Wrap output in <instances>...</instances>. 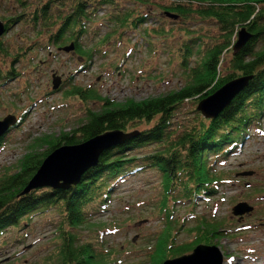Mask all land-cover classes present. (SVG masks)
Here are the masks:
<instances>
[{
	"label": "trees",
	"instance_id": "1",
	"mask_svg": "<svg viewBox=\"0 0 264 264\" xmlns=\"http://www.w3.org/2000/svg\"><path fill=\"white\" fill-rule=\"evenodd\" d=\"M150 1L132 0L138 6H143L124 10L121 0H0L1 4L4 2L11 10L14 9L13 17L2 18L6 30L17 22V25L31 29L36 40H45V45L58 48L66 46L67 42L73 43L74 53L82 59L78 70L89 66L95 53L105 55L109 44H119L122 38L129 37L131 32L152 19L154 13L148 8ZM155 1L164 13L174 12L177 15L176 19L171 20L186 22V25L193 22H207L209 25L208 29H198L200 32L193 30L191 33H197L184 38L181 45L175 48L178 65L185 75L181 87L145 97L141 101L132 99L118 102L105 98L91 86L72 83L64 95L73 96L84 104L85 113L80 124L70 131H61L59 135L32 139L27 152L18 161L19 169L0 170V234L3 230L18 227L34 211L55 205L63 218L57 228L60 243L55 255L59 258L56 256L54 261L59 260L58 264L115 263L111 257L114 252L105 250L101 239L96 242L91 238L83 241L77 230L85 226L90 220L88 216L94 214L96 209H104L111 190L121 177L147 166L157 167L162 172L165 194L160 209L168 213L166 225L145 248L149 264H161L172 255L179 257L187 254L201 243L214 245L217 241L215 236L229 233L226 228L221 230L219 221L197 217L198 220L194 221L196 224L188 229V232L195 233L193 239L176 243L178 230L171 220L173 213L170 204H177L181 197L184 201L197 203L203 195H216L227 179L215 169V165L227 159L233 149L241 148L247 128L251 123L257 125L259 121L264 109V0ZM109 5L111 8L105 18L110 26L109 31L104 37H99V42L93 47L86 49L81 40L89 33L96 34L100 23H93L98 17L97 9ZM186 25L183 27L187 28ZM241 28L248 30L251 38L241 49L234 51V39ZM214 30L216 32H212ZM143 31L144 35L154 34L157 37L159 34L167 36L169 29L162 24L159 28L143 27ZM89 36L92 37L91 34ZM3 44L0 39V81L12 70L6 58L9 52L7 48H2ZM19 51L20 54L17 53L15 57L25 53L21 48ZM127 56L128 53L124 52L121 61ZM224 62L228 64L223 66ZM249 74H252L250 84L231 99L217 118L204 119L197 115L192 124L183 130L172 127V120L187 100L207 97L228 80ZM93 103L99 106L95 105L98 106L96 108ZM27 110H20L15 127L23 121ZM114 129L133 136L104 149L97 165L86 170L80 182L72 188L57 190L42 187L21 193L40 168L43 158L54 148L81 143ZM2 141L0 139V148ZM147 146L152 149L148 148L139 158L125 152ZM137 159L144 162L143 165L138 164ZM104 231L107 230H100L101 234Z\"/></svg>",
	"mask_w": 264,
	"mask_h": 264
},
{
	"label": "rangeland",
	"instance_id": "2",
	"mask_svg": "<svg viewBox=\"0 0 264 264\" xmlns=\"http://www.w3.org/2000/svg\"><path fill=\"white\" fill-rule=\"evenodd\" d=\"M121 1L124 10L143 6H138L132 0ZM149 3L148 8L154 13L152 19L131 32L129 37L122 38L119 44H109L105 55L95 53L93 62L85 69L78 70L82 59L74 51L65 52L45 45V40H36L33 37L35 34L27 26H19L15 22L3 32L0 36L4 42L2 48H7L9 52L6 58L12 70L11 74L6 72L8 75L0 81V120L8 114L18 116L23 108L28 110L18 127L3 138L0 170L19 169L18 161L27 152L32 139L59 135L61 131H70L80 124L85 113L84 104L73 96L64 95L72 83L91 86L105 98L118 102L132 99L141 101L145 97L181 87L185 75L178 65L175 48L181 45L184 38L197 33H191L193 30L208 29L209 25L207 22L187 25L186 22H176L165 16L166 13L157 7L155 0ZM110 8L111 5L97 9L98 17L93 23H100L96 34L89 33L81 40L86 49L93 47L109 31L110 26L105 18ZM13 11L0 2V20L13 17ZM161 23L169 29L167 36L144 35L143 27L159 28ZM236 38L237 34L234 41ZM20 48L25 53L15 57L17 53L20 54ZM124 52L128 56L121 61ZM119 64L121 66L117 69ZM227 64L224 62L223 66ZM222 73L225 74L224 71ZM54 77H60L62 81L55 90L52 89ZM199 100L197 97L185 102L172 120L173 128L183 130L192 124L197 115L207 119L197 109ZM148 148L152 149L147 146L125 152L139 158ZM137 162L140 165L144 163L139 159ZM215 167L227 179L216 195H203L197 203L184 201L181 197L177 204H170L173 213L171 220L178 230L176 243L191 241L195 233L188 232V229L196 224L194 221L204 217L208 221H219L221 230L226 228L229 232L215 236L217 241L214 244L222 253L223 264H264V109L257 125L251 123L247 128L241 148L233 149L227 159L218 162ZM161 173L157 167L147 166L121 177L111 190L104 209H96L94 214L88 216V224L77 230L81 240L91 238L96 242L101 239L103 248L114 252L111 257L115 263L110 264H149L145 248L166 225L165 217L168 215L160 209L165 194ZM244 201L254 211L245 212L242 216L233 215V206ZM62 220L54 205L34 211L18 227L3 230L0 234V264H58L60 261H54V258L60 243L57 228ZM99 229L107 231L101 234Z\"/></svg>",
	"mask_w": 264,
	"mask_h": 264
},
{
	"label": "water",
	"instance_id": "3",
	"mask_svg": "<svg viewBox=\"0 0 264 264\" xmlns=\"http://www.w3.org/2000/svg\"><path fill=\"white\" fill-rule=\"evenodd\" d=\"M165 16L169 18H177L174 12H165ZM6 30L5 20H0V36ZM251 38V34L245 28H241L237 32L236 43L233 50L241 49ZM65 52L73 51L74 44L69 43L67 46L58 47ZM252 74L248 76H238L232 80H228L225 85L220 86L213 93H209L207 97H203L197 103V109L200 110L202 116L208 118H217L221 110L228 106L231 99L236 96L239 91L244 90L250 83ZM52 88L58 89L62 82L60 77L53 78ZM16 123V116L8 114L7 117L0 120V137H2ZM132 134L114 129L113 131H104L103 134L93 136L81 143H73L54 148L51 153L44 157L40 168L31 176L21 193H28L36 188H52L57 190L70 189L76 183H79L81 177L86 170L97 165L99 156L102 155L104 149L114 146L115 143H122L125 139H129ZM233 215L242 216L245 212L251 213L253 207L246 201L236 203L232 208ZM71 264V263H67ZM161 264H223L222 253L217 245H208L201 243L195 245L188 254L171 259H164Z\"/></svg>",
	"mask_w": 264,
	"mask_h": 264
}]
</instances>
